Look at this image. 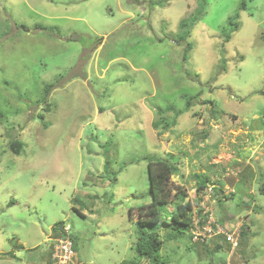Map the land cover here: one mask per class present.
I'll list each match as a JSON object with an SVG mask.
<instances>
[{"label": "rangeland", "instance_id": "rangeland-1", "mask_svg": "<svg viewBox=\"0 0 264 264\" xmlns=\"http://www.w3.org/2000/svg\"><path fill=\"white\" fill-rule=\"evenodd\" d=\"M240 1L206 0L193 20L197 0H0V264H52L57 223L81 263L144 264L154 158L178 165L167 220L205 200L242 222L231 256L221 236L145 225L164 264H264V0ZM194 173L234 193L198 199Z\"/></svg>", "mask_w": 264, "mask_h": 264}, {"label": "trees", "instance_id": "trees-1", "mask_svg": "<svg viewBox=\"0 0 264 264\" xmlns=\"http://www.w3.org/2000/svg\"><path fill=\"white\" fill-rule=\"evenodd\" d=\"M197 3L198 5L193 20L198 19L199 16L202 14L206 0H197ZM245 5H246V0H241L239 7L241 9H244ZM189 49H190V45L186 47L184 55H186V52H188ZM2 117H3V112L0 110V122ZM39 117L42 118L43 115L39 114ZM21 147H22V142H20L19 140H12L10 142V148L16 154L20 153ZM147 166H148V178H149V193L151 196V201L142 206L143 208H145L144 213H142L143 216L141 215L136 220L140 236L134 248L138 255L145 257L146 261L144 264H164L163 260L159 257V250L162 248L163 241L158 237L156 232L151 230L144 232L141 230V228L144 227L145 225L151 226L154 224L162 223L164 225L169 226L171 232L175 231L179 233L181 230L187 231L191 239L192 236L190 233L191 231L190 228H191L192 204L188 200L185 202H178L176 204V207L172 211H170V215H169L170 220H167L164 217V205L167 204L171 196L168 185L170 182L171 175L178 170V165L176 162L172 160L154 158L148 161ZM193 177L197 181L196 192L198 194H201L200 198L198 199H201L208 184H214V183H212L210 177L206 174L194 173ZM176 188H178L179 190L182 189L179 188V186H177ZM215 191L216 193L220 192L221 186ZM176 192L178 191H175L174 193ZM184 193L185 192L181 190L179 191V194H177V196L180 199H183V197L185 196ZM226 197L227 196L224 195L222 197H219V199L220 200L226 199ZM72 209L77 214L84 217L85 214L80 212L78 209H76L75 207H72ZM62 225H63L62 223L61 224L57 223L56 225H53L52 227L53 232L54 231L58 232L56 233L57 234L56 236L60 235ZM69 238L71 240V248L75 254L76 250L74 249L75 248L74 241L72 243L71 234L69 235Z\"/></svg>", "mask_w": 264, "mask_h": 264}, {"label": "built area", "instance_id": "built-area-1", "mask_svg": "<svg viewBox=\"0 0 264 264\" xmlns=\"http://www.w3.org/2000/svg\"><path fill=\"white\" fill-rule=\"evenodd\" d=\"M216 184H211V187L206 188L208 197L214 196V201L219 197L228 195L233 192L229 186H221V191L216 193ZM216 188V189H215ZM211 208L205 200H201L197 207L192 205L191 209V228L190 233L193 242H207L213 237L221 236L225 242L230 246V256L234 253L235 248L239 244L241 226L236 224H221L214 217ZM69 225H62L60 235L50 237L52 248V263L53 264H72L74 259V251L71 248V240L69 238ZM229 263V261H228ZM230 264V263H229Z\"/></svg>", "mask_w": 264, "mask_h": 264}, {"label": "crops", "instance_id": "crops-1", "mask_svg": "<svg viewBox=\"0 0 264 264\" xmlns=\"http://www.w3.org/2000/svg\"><path fill=\"white\" fill-rule=\"evenodd\" d=\"M263 141H264V138H263ZM263 141H260L258 144H257V147H260L261 149H263V147L261 146V144H262V142ZM243 147V146H242ZM256 146L255 147H252V149H251V151H254V153H255V151L258 149ZM250 150V148H247V147H245V149L244 150H242L241 152H243V153H245V150ZM248 155H249V153H248ZM247 156V155H246ZM245 156V157H246ZM250 156L251 155H249L248 156V158L246 157V162H245V164H242L239 160H241L240 158L237 160V162L239 163V165H240V168H242V169H246V173H242L241 172V170L242 169H240L239 168V166H237L236 168L239 170L238 171V174H239V177H237V179H235L236 180V182H239V181H243L244 182V184L245 185H249L250 183H249V181L252 179H250V177H251V175H252V171H250V163L248 162V160L250 161ZM241 173V174H240ZM244 177H246L245 179H244ZM223 186H228V185H226V184H224ZM232 189H233V193H234V188L233 187H231ZM228 216H229V214H227ZM239 224L241 225L242 224V222L240 223L239 222ZM50 256V255H49ZM48 258V257H47ZM50 259V258H49ZM230 259V258H229ZM229 259H227V263L226 264H229L228 263V261H229ZM42 261H43V263L44 264H49L48 263V261H46V259H42ZM72 264H84V263H81V261H80V259H78V256H77V253L75 252V254H74V259H73V262H72ZM239 264H244L243 262H241V263H239Z\"/></svg>", "mask_w": 264, "mask_h": 264}, {"label": "clouds", "instance_id": "clouds-1", "mask_svg": "<svg viewBox=\"0 0 264 264\" xmlns=\"http://www.w3.org/2000/svg\"><path fill=\"white\" fill-rule=\"evenodd\" d=\"M220 186V185H219ZM231 195L233 194V192L232 193H230ZM229 195V194H228ZM227 196V195H226ZM219 199V198H218ZM217 201V200H216ZM241 233V232H240ZM52 237V236H51ZM191 241H192V239H191ZM195 243H197V242H195ZM199 243V242H198ZM205 243V242H204ZM229 258H230V256H229Z\"/></svg>", "mask_w": 264, "mask_h": 264}]
</instances>
